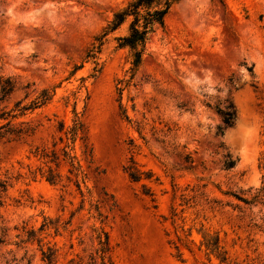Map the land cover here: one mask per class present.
Wrapping results in <instances>:
<instances>
[{
  "label": "rangeland",
  "instance_id": "374dc122",
  "mask_svg": "<svg viewBox=\"0 0 264 264\" xmlns=\"http://www.w3.org/2000/svg\"><path fill=\"white\" fill-rule=\"evenodd\" d=\"M129 1L0 0V77L16 84L0 87V110L50 96L14 119L27 134L0 138L14 176L0 264H264V0H180L138 67L117 41L129 22L97 40ZM228 100L232 126L215 109ZM77 115L78 175L64 159ZM38 147L56 149L57 182L40 175Z\"/></svg>",
  "mask_w": 264,
  "mask_h": 264
},
{
  "label": "trees",
  "instance_id": "16d2710c",
  "mask_svg": "<svg viewBox=\"0 0 264 264\" xmlns=\"http://www.w3.org/2000/svg\"><path fill=\"white\" fill-rule=\"evenodd\" d=\"M180 0H130L126 6L114 12L112 19L110 20L108 26L105 28L101 36L97 38L100 42L103 40L105 35L119 29L123 24L129 22L128 33L119 36L117 38L118 45L121 48H128L132 57V63L134 67H138L143 58V54L146 50L147 43L149 42L151 36L156 32L158 27H163L165 25V20L171 9ZM100 45L93 46L87 54L88 58H93L97 56L100 49ZM0 87L3 96L6 97L12 93L16 87L15 82L11 78L0 77ZM50 99L48 90H44L39 98L34 100L31 104L23 105L21 102L16 104L15 110L2 111L0 110V120H5L0 124V138L7 135H14L16 137H21L29 132V128L19 127L13 121L19 115H25L26 111L29 109H34L42 104H45ZM218 114L222 117V121L226 126H232L236 117L237 109L233 101H229L223 107H215ZM18 111L17 113L14 111ZM61 130L65 129V122L60 124ZM67 141L64 149V159L70 162L71 170H76V175L79 174L80 165L79 161H76L75 156L71 155L69 149L75 147L76 142L81 140L84 145H87V132L82 119L77 115L73 120V123L67 130H65ZM223 134V133H222ZM63 140V137L61 138ZM35 155L38 156L47 165V169L43 167L39 168V173L46 180L51 183L57 182L61 174L52 163L59 167L58 153L56 149L49 150L46 147L37 148L35 150ZM237 159H234L231 154L227 155V160L225 161L226 168H232L236 165ZM130 176L134 180H139L141 178L140 172L129 166L127 168ZM14 176L10 175L8 171H3L0 166V206L5 202L9 189L13 186ZM239 199L245 200V198ZM202 245L206 247L210 254L215 255L220 258L222 262H226L228 259L227 252L222 250L220 235H212L210 233L204 232ZM54 251V252H53ZM55 250L49 248L48 251H43V257L49 262H53V255ZM180 255V254H179Z\"/></svg>",
  "mask_w": 264,
  "mask_h": 264
}]
</instances>
